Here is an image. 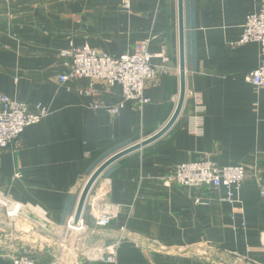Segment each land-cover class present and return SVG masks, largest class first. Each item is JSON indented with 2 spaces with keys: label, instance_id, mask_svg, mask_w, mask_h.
I'll return each instance as SVG.
<instances>
[{
  "label": "crops",
  "instance_id": "obj_1",
  "mask_svg": "<svg viewBox=\"0 0 264 264\" xmlns=\"http://www.w3.org/2000/svg\"><path fill=\"white\" fill-rule=\"evenodd\" d=\"M262 5L184 0L186 94L180 114L161 137L122 156L97 179L96 189L105 191V184L110 200L122 206L119 219L98 229L84 214L94 227L92 241H108L126 224L136 242L122 245L118 264H243L233 253L264 264L260 182L245 180L232 201L225 187L210 194L164 183L179 164L202 158L258 169L264 183V88L246 80L261 63V45L238 43L247 16ZM143 39L157 55L153 63L169 67L147 82L149 103L123 101L121 87L104 81L87 94L88 78L60 83L59 75L71 69L64 49L87 45L118 57ZM180 90L179 0H131L129 8L122 0H0V95L26 102L31 111L38 104L48 110L0 151V193L25 209L15 221L3 217L0 223V264L12 263L10 252L56 264L57 243L89 177L115 153L158 133L173 117ZM94 101L123 105L111 115L93 108ZM44 216L53 230L36 225L54 248L41 249L24 231L23 220Z\"/></svg>",
  "mask_w": 264,
  "mask_h": 264
},
{
  "label": "built area",
  "instance_id": "obj_2",
  "mask_svg": "<svg viewBox=\"0 0 264 264\" xmlns=\"http://www.w3.org/2000/svg\"><path fill=\"white\" fill-rule=\"evenodd\" d=\"M122 1L125 8L130 7L131 0ZM250 42H257L261 45L262 59L260 65L251 71L246 80L260 90L264 88V0L261 10L247 16L238 43ZM149 46L150 39H143L135 43L132 51L114 57L87 45H72L61 52L64 57L70 59L71 69L60 74L58 79L62 84H73L78 78L90 79V89L84 91L86 94L96 91L95 85L98 81H104L110 86L119 85L123 101L134 100L140 105L147 104L151 100L145 94L147 82L169 72V67L153 63L152 60L157 55L150 52ZM163 58L166 60L165 57ZM0 103L2 105L0 109V151L12 146L28 126L38 123L48 115V110L42 104L37 105L36 111H31L26 102L13 99L8 95L1 94ZM122 105L123 102L108 106L101 101H94L92 104L93 108L104 107L111 115L118 114ZM248 178H254L260 182V194L264 196V183L261 182L258 169L248 171L247 167L242 164L219 166L207 158L179 164L174 175L167 177L164 183L171 185L172 182H176L186 188L199 192L206 191L210 194L225 187L226 199L232 201L234 192L239 190ZM95 183L87 195L82 216L77 221L75 217L70 219L64 227L63 236L57 243L58 262L56 264H79L83 260L118 264L122 245L127 242H136V239L130 236L125 223L118 226L115 236L108 241L90 240L89 235L92 234L94 227H91L85 220V212L92 218L95 228L98 229L110 227L122 213V206L110 200L106 185H102L105 191H98ZM195 199L197 203L202 202L201 196ZM24 211L21 204L7 199L0 193V223L5 222L3 217L15 221L25 213ZM30 219L41 224L46 230H53L51 229L53 224L47 216L40 220ZM260 245L264 252V232L260 237ZM231 256L236 259V263L255 264L246 256L237 253ZM8 257L11 259V264H36V259L28 254L10 252Z\"/></svg>",
  "mask_w": 264,
  "mask_h": 264
},
{
  "label": "water",
  "instance_id": "obj_3",
  "mask_svg": "<svg viewBox=\"0 0 264 264\" xmlns=\"http://www.w3.org/2000/svg\"><path fill=\"white\" fill-rule=\"evenodd\" d=\"M183 6H184V0H179V34H180V71H181V90H180V97H179V103L176 108V111L173 115V117L170 119V121L155 135L136 143L130 147H127L111 157H109L104 163H102L96 171L89 177L86 184L84 185L83 191L81 193L80 202L78 205V209L75 215V220H79V218L82 216L84 208H85V202L87 195L89 191L91 190L92 186L96 182V180L101 176V174L104 172V170L110 166L112 163H114L116 160L121 158L122 156L136 151L151 142L157 140L159 137H161L175 122L176 118L180 114V111L182 109L184 100H185V94H186V85H185V40H184V14H183Z\"/></svg>",
  "mask_w": 264,
  "mask_h": 264
},
{
  "label": "rangeland",
  "instance_id": "obj_4",
  "mask_svg": "<svg viewBox=\"0 0 264 264\" xmlns=\"http://www.w3.org/2000/svg\"><path fill=\"white\" fill-rule=\"evenodd\" d=\"M9 219V218H8ZM10 220V219H9ZM37 223H33L29 221L23 220L24 231L30 233V240L34 241L35 244L37 243L41 249L45 248H54V242L50 239V236L47 233H44V230L38 229Z\"/></svg>",
  "mask_w": 264,
  "mask_h": 264
}]
</instances>
